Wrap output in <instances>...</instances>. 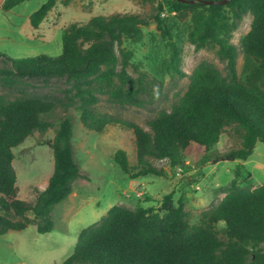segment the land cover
<instances>
[{
	"label": "trees",
	"instance_id": "16d2710c",
	"mask_svg": "<svg viewBox=\"0 0 264 264\" xmlns=\"http://www.w3.org/2000/svg\"><path fill=\"white\" fill-rule=\"evenodd\" d=\"M26 0H3L0 10L10 11ZM71 0H46L28 17L37 29L57 4ZM153 7L149 15L113 13L95 15L83 24L71 23L61 35L57 56L11 58L0 52V86L19 92L0 95V234L22 230L34 223L37 233L50 232L51 212L72 191L76 179L88 180L79 168L71 141L75 117L87 130L102 132L107 125L131 130L136 165L130 166L123 149L114 152V163L129 178L147 174L165 176L152 160L166 159L170 168L185 166L195 152L202 162L245 161L257 141L264 142V0H140ZM189 23L188 40L196 50L214 44L224 63L201 60L188 75L186 90L169 109L147 121L149 130L108 113H98L99 95L113 103L143 106L164 96V82L130 61L133 51L123 46L139 42L150 21L169 49L164 66L171 76L183 77L181 47L169 19ZM250 14V29L242 37L245 77L238 75L237 47L231 37L243 16ZM129 68L135 72L130 74ZM64 78L62 95L26 90V78ZM57 109L63 115L50 119ZM53 129L46 140L53 166L45 187L30 201L18 197L12 148L34 132ZM233 135L238 146L217 152L222 133ZM243 164H236L224 196L201 213L200 223L190 224L180 196L171 205L164 195V211L153 207L112 205L97 223L82 228L72 252L59 264H264V183L240 185ZM245 178L251 174L244 172ZM31 213L32 216H29ZM221 223L222 228L217 229Z\"/></svg>",
	"mask_w": 264,
	"mask_h": 264
},
{
	"label": "rangeland",
	"instance_id": "374dc122",
	"mask_svg": "<svg viewBox=\"0 0 264 264\" xmlns=\"http://www.w3.org/2000/svg\"><path fill=\"white\" fill-rule=\"evenodd\" d=\"M3 0H0V4ZM46 0H26L8 12L0 10V52L11 58L35 57L40 54L57 56L61 50L63 29L71 23L83 24L95 15L113 13H136L149 15L153 12L150 4L140 0H71L68 5L57 4L52 8L37 29L29 24V15ZM174 39L181 47V68L186 76H171L164 66L169 56L166 38L160 35L155 23L143 26V37L139 42L129 39L123 46L133 51L130 61L138 64L164 82V96L143 106L113 103L106 96L99 95L95 105L98 113H108L130 120L145 130L147 121L161 109H169L187 88L192 69L201 60L216 65L222 72L224 63L216 54V46L209 44L196 50L188 40L189 23L177 22L172 13L164 12ZM251 15L246 14L233 32L231 42L237 47L236 67L240 78L245 77L244 54L240 50L242 37L250 29ZM0 66H5L0 60ZM129 72L135 75L132 68ZM27 91L39 94L62 95L66 87L64 78H26ZM19 92L0 86V95L14 97ZM74 117L72 145L74 158L88 180L76 179L68 197L55 205L51 212L54 227L50 232L37 233L34 223L22 230H8L0 234V264H59L73 250L79 231L97 223L106 211L116 204L129 208L136 206L153 207L164 211L163 197L171 193L170 203L176 205L182 196L190 224L200 223L201 213L215 206L224 196V187L233 177L236 164H243L251 177L243 179L240 185L256 187L264 183V142L257 141L252 154L245 161H221L215 164L202 162L198 152L185 159V166L170 168L166 159L152 160L162 168L165 176L147 174L129 178L114 163L117 149L127 153L130 166L136 165L134 137L131 130L119 125H107L102 132L85 129L77 114ZM63 115L57 109L50 117L56 120ZM53 129L44 133L34 132L13 147L12 166L17 176L18 197L30 201L34 191L45 187L52 171L53 158L46 140L53 137ZM238 140L224 132L215 145L217 152L237 147ZM32 216L31 213H28ZM222 224L217 225L221 229Z\"/></svg>",
	"mask_w": 264,
	"mask_h": 264
},
{
	"label": "water",
	"instance_id": "95a60500",
	"mask_svg": "<svg viewBox=\"0 0 264 264\" xmlns=\"http://www.w3.org/2000/svg\"><path fill=\"white\" fill-rule=\"evenodd\" d=\"M224 1H226V0H222V2H224Z\"/></svg>",
	"mask_w": 264,
	"mask_h": 264
},
{
	"label": "built area",
	"instance_id": "2783aa9c",
	"mask_svg": "<svg viewBox=\"0 0 264 264\" xmlns=\"http://www.w3.org/2000/svg\"><path fill=\"white\" fill-rule=\"evenodd\" d=\"M162 15H164V13H162Z\"/></svg>",
	"mask_w": 264,
	"mask_h": 264
},
{
	"label": "clouds",
	"instance_id": "9594fccd",
	"mask_svg": "<svg viewBox=\"0 0 264 264\" xmlns=\"http://www.w3.org/2000/svg\"><path fill=\"white\" fill-rule=\"evenodd\" d=\"M165 15V14H164Z\"/></svg>",
	"mask_w": 264,
	"mask_h": 264
}]
</instances>
